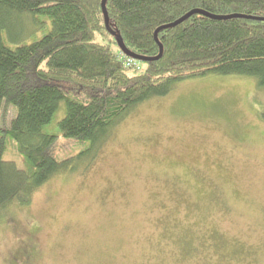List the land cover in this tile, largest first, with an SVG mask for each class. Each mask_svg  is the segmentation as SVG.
<instances>
[{"label":"rangeland","instance_id":"374dc122","mask_svg":"<svg viewBox=\"0 0 264 264\" xmlns=\"http://www.w3.org/2000/svg\"><path fill=\"white\" fill-rule=\"evenodd\" d=\"M3 15L11 49L52 28L47 16ZM261 113L264 89L252 79L208 73L173 83L134 106L91 161L3 211L0 264H264ZM64 115L60 101L42 128L56 136L57 160L82 150L60 136ZM14 116L4 104L0 129ZM4 145L3 160L23 166L8 136Z\"/></svg>","mask_w":264,"mask_h":264},{"label":"trees","instance_id":"16d2710c","mask_svg":"<svg viewBox=\"0 0 264 264\" xmlns=\"http://www.w3.org/2000/svg\"><path fill=\"white\" fill-rule=\"evenodd\" d=\"M100 3L0 0V112L4 104L15 109L9 127L0 129V222L6 208L29 205L49 179L76 170L75 161H91L134 106L166 96L173 83L212 73L252 79L264 89V21L192 14L157 32L161 57L138 61L139 72L120 61L116 39L120 37L134 56L155 57L156 29L189 11L264 18V0H106L114 35L104 25ZM9 12L47 16L51 31L11 49L1 31L3 14ZM68 89L76 91L73 99ZM80 96L83 102H77ZM60 101L65 103L60 136L82 150L57 160L50 153L56 136L42 133V128L51 122ZM261 117L264 121V113ZM5 136L13 141L23 166L3 160Z\"/></svg>","mask_w":264,"mask_h":264},{"label":"water","instance_id":"95a60500","mask_svg":"<svg viewBox=\"0 0 264 264\" xmlns=\"http://www.w3.org/2000/svg\"><path fill=\"white\" fill-rule=\"evenodd\" d=\"M105 2H106V0H101L100 6H101L103 18H104V25H105L106 29L108 31H110L109 26H108L109 20H108L107 11H106V8H105ZM192 14H201V15H204V16H207L209 18L216 19V20H224V19H229V18H247V19H255V20H259V21H264V18H254V17L244 16V15H240V14L212 15V14H208V13H206L204 11L195 9V10L189 11L188 13H186L185 15H183L182 17H180L176 21H174V22H172V23H170L168 25H165V26H162V27H159L158 29H156V31L154 32V40L158 44L159 53L155 57L145 58V57H140V56H134L133 54H131L126 49V47L124 46V44H123V42H122V40H121L120 37H117L116 38L117 39L118 46H119V48H120V50H121V52L123 54H125L126 56H128L130 58H133V59H135L137 61L146 62V61H151V60H157V59H159L161 57V54H162V45L158 42L157 32L160 31L161 29L167 28L169 26H176V25L180 24L181 22H183L184 20H186L188 17H190ZM110 33L112 35H114V32L110 31Z\"/></svg>","mask_w":264,"mask_h":264},{"label":"built area","instance_id":"2783aa9c","mask_svg":"<svg viewBox=\"0 0 264 264\" xmlns=\"http://www.w3.org/2000/svg\"><path fill=\"white\" fill-rule=\"evenodd\" d=\"M119 59L124 64V66L126 68H130V69L138 71V72L141 70V67L139 65L140 62L134 60L133 58L127 57L126 55H124L122 53V54H120Z\"/></svg>","mask_w":264,"mask_h":264}]
</instances>
